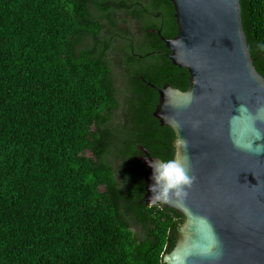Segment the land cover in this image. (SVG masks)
<instances>
[{"label":"trees","instance_id":"16d2710c","mask_svg":"<svg viewBox=\"0 0 264 264\" xmlns=\"http://www.w3.org/2000/svg\"><path fill=\"white\" fill-rule=\"evenodd\" d=\"M241 5L264 76V0ZM158 31L171 0H0V264H165L185 217L142 201L140 146L176 138L147 81L189 71Z\"/></svg>","mask_w":264,"mask_h":264},{"label":"water","instance_id":"95a60500","mask_svg":"<svg viewBox=\"0 0 264 264\" xmlns=\"http://www.w3.org/2000/svg\"><path fill=\"white\" fill-rule=\"evenodd\" d=\"M177 33L161 35L174 65L187 68L186 90L158 88L154 116L188 141L186 167L196 181L182 206L163 205L185 217L165 264H264V152L242 151L234 138L264 145V76L258 71L243 26L241 0H171ZM149 85L153 86L152 83ZM191 99V102H189ZM247 113L240 112V106ZM199 121V126L194 127ZM254 128L262 132L255 139ZM145 152V195L152 193ZM175 158V156H174ZM155 205V204H154ZM151 205V206H154ZM219 247L205 254L208 245Z\"/></svg>","mask_w":264,"mask_h":264},{"label":"clouds","instance_id":"9594fccd","mask_svg":"<svg viewBox=\"0 0 264 264\" xmlns=\"http://www.w3.org/2000/svg\"><path fill=\"white\" fill-rule=\"evenodd\" d=\"M261 51H264V44L258 45ZM191 97L189 102H191ZM241 113H247L246 106H240ZM264 113V108L258 110ZM199 126V121L195 122L194 127ZM255 139H260L262 132L254 128ZM253 140L246 141L240 138H234L233 144L242 151L255 152L259 155L264 152V145L253 146ZM188 141L177 134L175 158L172 159H154L148 161V166L152 169L149 191L152 193L149 205L163 206L176 202L178 206H182L187 199L189 190L196 181L194 175H189L186 167L187 156H182L180 149H187ZM219 247V241L213 240L205 251V254H211L214 248Z\"/></svg>","mask_w":264,"mask_h":264},{"label":"flooded vegetation","instance_id":"af4514ba","mask_svg":"<svg viewBox=\"0 0 264 264\" xmlns=\"http://www.w3.org/2000/svg\"><path fill=\"white\" fill-rule=\"evenodd\" d=\"M176 18V17H175ZM176 23H177V21H176ZM177 29H178V26H177ZM155 31V30H154ZM156 32V31H155ZM159 32L160 31H158L157 33L159 34ZM177 33V32H176ZM176 35V34H175ZM174 35V36H175ZM173 36V37H174ZM160 37H161V35H160ZM162 39V38H161ZM167 48V47H166ZM163 53H165V55L166 56H168L169 57V54H170V50L167 48V50H165V51H163ZM143 78V80H145V81H147V79L146 78H144V77H142ZM188 78V79H187ZM186 79L188 80V85H189V75L186 77ZM148 82V84L149 83H151V82H149V81H147ZM167 83H170L173 87H177V88H180V89H182L181 87H179V86H177V85H175V84H173L172 83V81H164L161 85H155V84H153V86H152V88H153V90L155 91V93H156V95H157V102H156V105H155V109H156V107H157V104H158V102H159V96H160V94H159V91H158V88H160V87H163L165 84H167ZM182 83L185 85V83H184V81L182 80ZM151 86V85H150ZM188 88V87H187ZM183 90V89H182ZM155 109H154V111H155ZM154 113V112H153ZM174 141H175V139H174ZM174 141H173V147H174V151H173V147L172 146H166V147H161L162 148V152H163V154H165V155H167V154H170V155H173V157L175 156V146H174ZM140 147H143V146H140ZM146 148V147H145ZM141 150H142V148H140ZM149 150V149H148ZM142 154H140V156H139V158H140V160L141 161H143L142 160V156H145V152L142 150ZM149 152H150V150H149ZM150 154L152 155V156H154L151 152H150ZM154 157H158V156H154ZM143 163H144V161H143ZM145 165V164H144Z\"/></svg>","mask_w":264,"mask_h":264},{"label":"rangeland","instance_id":"374dc122","mask_svg":"<svg viewBox=\"0 0 264 264\" xmlns=\"http://www.w3.org/2000/svg\"><path fill=\"white\" fill-rule=\"evenodd\" d=\"M119 77H120V76H119ZM120 80H121V77H120ZM120 85L123 87V81H122V80L120 81ZM116 121H117V122H120V121H121V117L119 116V117L117 118ZM87 154H88V155H91V153H90L89 151L87 152ZM133 230L135 231L136 229L134 228Z\"/></svg>","mask_w":264,"mask_h":264}]
</instances>
